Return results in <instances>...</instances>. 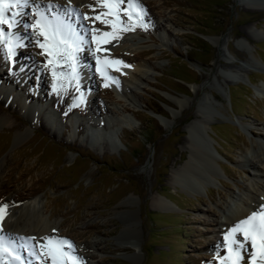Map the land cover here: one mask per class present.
<instances>
[{"label": "rangeland", "instance_id": "374dc122", "mask_svg": "<svg viewBox=\"0 0 264 264\" xmlns=\"http://www.w3.org/2000/svg\"><path fill=\"white\" fill-rule=\"evenodd\" d=\"M140 3L146 26L102 43L104 54L92 58L76 35L62 105L54 94L64 72L52 76L40 37L24 26L34 19L31 3L21 9L18 18L30 20L14 29L20 46L11 60L0 50V205L13 220L39 201L35 212L51 229L41 239L72 241L82 264H218L232 200L254 205L249 214L264 210L259 192L257 204L245 192L264 186L246 163L258 162L253 144L264 149V0ZM70 13L71 28L91 22ZM120 42L143 64L140 81L105 63ZM198 135L205 144L193 141ZM194 145L214 150L213 172L198 171L203 184L189 186L178 175ZM4 220L0 236L9 239ZM22 232L10 240L25 264H40L29 251L41 252L35 235ZM238 236L241 264H251V241Z\"/></svg>", "mask_w": 264, "mask_h": 264}, {"label": "snow or ice", "instance_id": "6c2138e0", "mask_svg": "<svg viewBox=\"0 0 264 264\" xmlns=\"http://www.w3.org/2000/svg\"><path fill=\"white\" fill-rule=\"evenodd\" d=\"M30 3L34 19L24 26L33 29L38 36L43 37V40L37 39L36 44L42 49V54H46L45 63L51 66L52 76L58 78L63 73L56 72L55 67L58 61L55 57L63 53L68 60L74 59V53L79 50V43L71 26L58 12H52L49 15V11L53 8L51 0L43 11L34 0H0V50H5V55L9 60L14 57L16 48L20 46L19 37L14 31L17 26V17L21 14V9ZM97 3L107 11L97 14L95 19L112 26L111 32L105 31L99 35L96 34L97 30L93 29L92 39L96 42L98 51H103L100 45L107 43L110 38H115L118 31H128L138 23L140 26H146L143 22L145 9L140 0H97ZM122 4H126L127 7L122 8ZM57 7L60 6L57 5ZM89 7L94 8L95 6L90 5ZM121 12L127 16L128 26L124 25L120 17ZM105 17L112 19H105ZM87 18L85 16V19ZM105 63L115 66L123 62L112 60L105 61ZM97 71L104 75L100 68ZM53 87L55 90L56 86L53 85ZM261 207L264 208V205ZM6 209V204L0 205V221H3L6 215ZM238 234H242L244 240L251 241L252 254L249 258L251 264H264V210L252 211L224 233L223 247L226 251L218 257V264H241V249L244 245ZM39 247L40 253H37L34 248L29 251L40 261V264H46L48 259L51 264H82L80 258L74 255L73 242L66 238L45 237L43 242L39 243ZM0 264H25L14 241L3 236H0Z\"/></svg>", "mask_w": 264, "mask_h": 264}, {"label": "bare ground", "instance_id": "6f19581e", "mask_svg": "<svg viewBox=\"0 0 264 264\" xmlns=\"http://www.w3.org/2000/svg\"><path fill=\"white\" fill-rule=\"evenodd\" d=\"M84 1L85 0H51V3L53 4V8L51 9V11H49V15H51V13L53 11L58 12L59 9H62V12H65L64 19L70 20L72 26H73L74 21L72 19V14L71 13L69 14V10H73V12H79L78 13L79 20H82V17H84V16L90 17V15L91 16L94 15V17H90L87 19L83 18L86 22L91 21L90 23L87 24V26H86L87 28L85 27V23H84V27H78L77 26L80 24L81 21L76 23V26L72 27V30L74 32H76V35H80L82 40H84L85 48L87 50H90L91 57L94 58V57H96V53L94 54V52H97V54H99V55L101 53L104 54L108 50V48H106V47L103 48V46H102L100 48L103 49V51L97 50L96 42L92 39L93 29H96V30H97V28L102 29V28H104V25H105L107 30L102 29L103 31H100V32L97 31L96 34L99 35L101 32H105V31L111 32L112 26H111V24H105L101 20L95 19V16L97 14L107 11V9L101 7L97 3V0H87L88 1L87 7L82 5V3ZM34 2L38 3L41 6V9L43 11L44 9L47 8V5L50 2V0H34ZM57 5H59L60 7H57ZM90 5H93L95 7L94 8L89 7ZM69 15L71 16L70 18L68 17ZM105 19H112V18L111 17H105ZM29 20L30 19L27 16L25 18H23V16H21L20 18L17 17V26H19L21 24H25V23L29 22ZM124 25L127 26L126 23H124ZM30 32H32L31 35L33 37L35 35H37V32L34 30L32 31V29L30 30ZM127 34H130L129 30L117 32V36H120V37H124ZM40 39L43 40L42 37H40ZM26 41L29 42L30 39L28 38V40H26ZM120 43H121L120 45L115 46V47L112 46L110 48V46H109V50L111 52L109 54L110 61L119 60V61L123 62L122 64L116 65L115 67L118 70H121L127 74L126 80L135 79L137 81H140L142 78V75L139 71L141 69V66H143V64L137 63L136 60L133 59V56H130L129 54H127L129 50L127 49L128 47L124 42H120ZM77 54L78 53L75 52L74 57H77ZM78 57H79V54H78ZM55 59L58 61L55 69H58V70L61 69L64 72V77H65L61 81V84H62L61 88L57 89L56 93L54 94L56 97L55 102L57 104L62 105L64 102V98H65L64 94L66 93V87H69L71 84L70 80H69V76H68V71H67L68 64H70V61L67 59L66 56H64L63 53H61L60 56L55 57ZM131 62H134V64L136 66H138L137 70L131 71V70L127 69L128 66H126V65L129 63L131 64ZM109 73L112 75L114 74V71L112 70V68L108 69V74ZM260 90H261V92H264V87H261ZM15 139H17V136H15ZM193 141L195 143L197 141V142H202L203 144H205V141L202 140V137L200 135H198L197 137H193ZM262 142L264 143V141H262ZM259 145H262V144H260V142H256V144H253V146H252L254 151L259 156V159L257 160L259 163L253 161L252 159H247L246 163L248 165H250L252 170L255 172V178H257L259 181H261L264 184V149L262 147H260ZM193 148H194V150L192 152L193 158H191V161L189 163H187L182 168V173L178 175V177H180V178L179 179L177 178L178 180L184 182V184L189 185V186L203 184V180L199 179L200 173L201 174H207V173L213 172L211 169V166H210V163L214 159V157L212 155L213 152L210 149L211 147H209V146L207 147L210 151L207 148H205L204 151H202V150L199 151L195 145ZM196 162L198 164L200 163V165H202V166H206V168L205 167L204 168L199 167ZM2 163H3V161L0 162V165ZM198 171H200V173H198ZM237 188L240 189L239 186H237ZM256 191L259 192V195H262V197L264 199V186L263 185L259 186V184H256L255 187L253 186V188H251V189L246 188V190H245V192L247 193L246 195H247L248 199L253 201L255 204H257L259 202V196L256 194ZM232 201H233L234 207H229L227 209L228 212L226 213V215H224L225 217H224V220L222 221V224H221V226L225 228V231H228L240 219H243L244 217H246L247 214H249V211L254 206V205L251 206L250 204H248L247 200L241 199V197H237V196ZM38 202L39 201H37L36 199L30 201L27 205L24 206L26 208V213L25 214H18V217L14 218L13 220H7L6 217L4 218L5 219L4 225L6 227V228L5 227L4 228H5V232H6L7 236L10 235L11 238L19 240L22 236H20L21 233L19 234L18 232H22V231L24 232L25 231V232H27V234L35 235V239H33V241L35 242V244L37 246H39L38 242L43 240V239H41L42 235L51 229L49 226L48 227L45 226V223L42 222L41 217L39 218L35 212L36 205H38ZM254 211H255V208H254ZM25 226L27 228L26 230L23 228ZM10 236H9V239H10Z\"/></svg>", "mask_w": 264, "mask_h": 264}, {"label": "water", "instance_id": "95a60500", "mask_svg": "<svg viewBox=\"0 0 264 264\" xmlns=\"http://www.w3.org/2000/svg\"><path fill=\"white\" fill-rule=\"evenodd\" d=\"M211 147V146H210ZM212 152L214 153V150H212Z\"/></svg>", "mask_w": 264, "mask_h": 264}, {"label": "trees", "instance_id": "16d2710c", "mask_svg": "<svg viewBox=\"0 0 264 264\" xmlns=\"http://www.w3.org/2000/svg\"><path fill=\"white\" fill-rule=\"evenodd\" d=\"M250 82L252 83V81L250 80ZM161 114V113H160Z\"/></svg>", "mask_w": 264, "mask_h": 264}]
</instances>
